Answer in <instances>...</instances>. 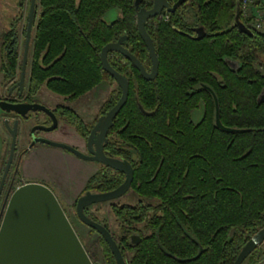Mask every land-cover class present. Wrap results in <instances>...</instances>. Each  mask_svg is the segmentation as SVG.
Masks as SVG:
<instances>
[{"label": "trees", "instance_id": "trees-1", "mask_svg": "<svg viewBox=\"0 0 264 264\" xmlns=\"http://www.w3.org/2000/svg\"><path fill=\"white\" fill-rule=\"evenodd\" d=\"M40 5L27 101L43 86L74 100L104 80L115 81L100 54L104 45L123 35H128L126 47L151 66L137 28L135 0H40ZM114 8L119 15L109 21L107 14ZM235 12L236 0H188L171 22L152 26L160 62L153 80L145 79L122 54H109L112 66L129 79L130 93L109 130L105 150L131 161V189L141 200L112 205L117 234L104 225L127 264H234L264 227V102H258L264 88V32H240ZM201 26L206 35L197 40L193 34ZM227 58L238 63L237 70ZM17 64V54L5 55L2 66L9 80ZM205 85L218 97L223 124L238 131L216 126L215 99ZM120 96L118 87L100 113ZM202 104L203 117L195 122L193 114ZM54 112L83 138L88 136L92 125L70 106L57 105ZM14 173L19 175L18 165ZM124 180L123 173L102 164L82 195L113 190ZM133 234L140 237L137 243L131 241ZM95 247L105 264H117L100 234ZM258 247L242 264H257Z\"/></svg>", "mask_w": 264, "mask_h": 264}, {"label": "water", "instance_id": "water-1", "mask_svg": "<svg viewBox=\"0 0 264 264\" xmlns=\"http://www.w3.org/2000/svg\"><path fill=\"white\" fill-rule=\"evenodd\" d=\"M187 0H178L173 7L168 0H154V7L150 10H142L138 15L139 33L145 42L152 62V69L149 71L137 56L122 45L124 38L117 42H109L101 50V63L104 70L118 83L121 88V96L117 103L104 115L92 128L87 137L88 153L81 151L78 147L56 141L47 137L36 136V130L52 131L58 128L59 119L56 113L46 105L38 102H12L0 98V107L6 113L15 114L13 124L9 118H5L4 124L11 134V145L8 160L6 162L2 178L0 180V201L7 182V178L13 165L17 136L21 118L28 117L30 112L41 111L52 119V125H37L31 130L33 140L29 148L37 143H44L54 147L64 148L76 156L85 159L98 161L125 175L124 182L117 188L106 192L88 191L81 195L76 202V213L79 219L95 229L108 243L115 256L117 264H127L121 248L115 240L112 232L103 224L86 213L89 205L117 199L126 194L132 187L134 180V168L129 160L120 159L107 154L105 143L108 140L110 128L114 120L128 101L130 93L129 79L115 69L110 60L109 53L116 51L128 59L147 80H153L159 73V58L152 37L146 29V22L149 18L156 17L163 9L168 12L174 11ZM141 0H135L138 7ZM35 12V0H32L30 10V23L26 42V51L22 65L20 80L11 88L10 92L19 87V95L22 96L26 82V68L28 61V47L30 42V30ZM234 24L240 32L253 36L254 31L249 28L241 19V0H236V12ZM197 40L203 39L206 35L204 27L196 28ZM230 60L228 63L230 64ZM205 87L211 91L216 104V126L227 132L238 131L237 128L225 126L221 120L220 105L215 91L208 85ZM258 102H264V89L258 97ZM143 109V107L141 106ZM144 110V109H143ZM135 159V157L133 158ZM234 230H232L231 236ZM138 238L137 240H135ZM140 239L139 235L133 234L132 240L135 243ZM264 242V227L260 229L243 247L234 264H242L244 260ZM204 251L200 248L198 256ZM197 256V257H198ZM183 261V259H179ZM0 264H94L86 247L75 230L64 207L59 201L55 192L46 184L37 181H28L12 190L10 185L0 209Z\"/></svg>", "mask_w": 264, "mask_h": 264}, {"label": "rangeland", "instance_id": "rangeland-1", "mask_svg": "<svg viewBox=\"0 0 264 264\" xmlns=\"http://www.w3.org/2000/svg\"><path fill=\"white\" fill-rule=\"evenodd\" d=\"M0 4H1V2H0ZM3 6L4 5H0V12L3 9ZM118 15H119V10L114 8L108 12L107 19L109 21H112V20L116 19L118 17ZM1 28H2V23L0 22V31H2ZM2 41L3 40L0 38V47H1ZM23 42H24V40L22 39L21 40L20 56L23 55ZM31 52H32V50H31ZM31 52L29 53V60L27 62L28 66H27V70H26L25 89H26V86H27L28 80H29V71H30V66H31ZM20 59H21V57H20ZM226 61L228 63V58L226 59ZM232 62L233 61H231L230 63H232ZM2 63H3V56H2L1 50H0V97L7 95L8 87L11 85L10 80H9L10 78L7 77V73L4 71ZM235 63H236V65L234 67H231V65L229 63L228 64L230 65V67L232 69L237 70L238 69V63L237 62H235ZM260 69L262 70L261 66H260ZM118 87H119V85L116 81H113L111 79H107V80H104L100 85L95 87L93 90L87 92L85 95H83L79 98H76L74 100H68L66 97L55 94L52 91H50L47 87L43 86L41 88V90H39V92H37L35 97L37 98L38 102H42L44 105L48 106L51 109H53L54 107H56L57 105H60V104L70 106L72 109H74V111L77 114H79L82 117V119L86 123H89L92 125V123H94L97 115L101 112L102 106L106 102V100L108 99L110 93L112 91L116 90ZM203 114H204V105L202 104L201 107L199 109L195 110V112L193 114V118H194L195 122H199L201 120V118L203 117ZM14 115L15 114H13V113H6L0 107V127L1 128L6 127L4 124L5 118H9L10 124H13V122L15 120L14 118H16ZM35 115L36 114H33L32 118L28 121H20L18 136H17V143H16V153H15L13 165L11 167V170H10L8 178H7L6 185H5L3 193H2V198L0 201V209H1L3 200L5 198V195L9 189L10 185H12V190H14L19 185H21L27 181H34L36 179H38L36 181H43L44 184L49 185V187H51V189H53V191L57 195V197H58L59 201L61 202L62 206L64 207L69 219L71 220L75 230L77 231L80 239L82 240L86 249L89 251L88 253H91L92 256L95 257V259L93 261L94 264H105L102 257H101V253L99 251H97L98 253H96L97 249L95 247V241L98 240L99 233H97V232L93 233L91 231V227H89L88 225H86L85 223H83L79 219V217L77 216L76 210H75V203H76L79 195L85 191L86 184H87L88 180L91 178V176H89V179L86 181L85 186L83 185V187H81V189H80L79 187L81 186L80 184H81V181L83 180L82 176L80 177V175H78L79 173H77L79 171L78 168H80V165L78 164L79 166L78 165L75 166L74 169L77 171L76 173H75V171H72L70 169L71 166L69 164V161L64 162V165H62V164L55 165L56 162H54V161H55L56 157L53 154H56V153H53V152H56V151H51V149H49V148H57V149H61V150L63 149V150H65V152H67L68 155L74 156V157L78 158L79 160L84 161L85 162L84 164H87V166L89 165L88 167H90V166L95 167V169H96L95 171H98L99 169H101L102 163L82 159V158L76 156L75 154H73L72 152H70L64 148H60V147L58 148V147H54V146L44 144V143L36 144L31 148L28 147L27 153L22 155L23 150L28 146V144L30 142L29 141V135H28V132L30 131V129L34 128L38 124L45 122V119H46V121L48 120L47 115H45L44 112L39 113L38 116L36 115L37 117ZM63 123H65V122H63ZM68 126L75 129V127H73V126H70V125H68ZM61 130L63 131V129H61ZM7 132H8V134L6 136V143H5L4 149L2 150V152L0 154V180L2 178L4 168H5L6 162L8 160L9 153H10L11 134L8 130H7ZM52 134L53 133H51V132L49 133V135L51 136L50 138L53 140H56L54 138V136H52ZM56 141H59V140H56ZM61 142H65V143L76 146L75 144H72L68 141H61ZM42 148H45V149H42ZM44 150H47V151L44 152ZM81 151H83V150H81ZM37 158L41 159V161L44 160V162L47 164L48 167L43 166V164L40 165V163H39L33 169L34 166L31 167V165H30L29 168H31L32 170L29 168L28 169L31 170L32 173L31 174L27 173L24 165L30 161L26 162V160L27 159L37 160ZM18 162H20V163L18 164ZM16 165H18V167H19V175L15 176L14 172H15V166ZM49 166L50 167L53 166L52 168L55 171L54 173L53 172L50 173L48 171ZM72 174H74V177L76 176V178L74 180H72L74 177H71L72 181L69 185V181H67V179H69L68 176L69 175L72 176ZM58 178L60 180L61 185L67 186V187H65V188H67L66 191L59 189L60 186L57 185L56 181H55ZM77 188H79V189L76 190ZM78 192H80V193L78 194ZM140 200H141L140 197L132 189H130L126 194H124L123 196H121L117 199L89 205L85 211H86L87 215L90 216L92 219L94 217L96 219V221H98L100 223H103V224L107 223L110 227V230L113 233L117 234L119 232V226H118V222L116 220V216L112 210V205H115V204L135 205V204L139 203ZM138 228L143 229V224H138ZM256 257H257V264H264V242L261 245H259ZM244 264H249V261L247 260Z\"/></svg>", "mask_w": 264, "mask_h": 264}, {"label": "flooded vegetation", "instance_id": "flooded-vegetation-1", "mask_svg": "<svg viewBox=\"0 0 264 264\" xmlns=\"http://www.w3.org/2000/svg\"><path fill=\"white\" fill-rule=\"evenodd\" d=\"M168 1L170 2V6L173 7L174 4L178 0H168ZM0 2H1L0 5H4L2 11L0 12V18H1L0 22L2 23V28H1L2 31H0V38L3 40L2 43H1L0 50H1V54L3 56V60L5 59V55L6 54H11V55L12 54H17L18 55V64H17L16 75H15V77L12 80H10V84L11 85L8 87L7 95L2 96L0 98L7 99V100L12 101V102H17V101L32 102V103L33 102H38L37 98L35 97V95L33 96L31 101L30 100L27 101L25 99V97L27 95V91H28L27 86H26V89L24 88V92H23L22 96L19 95V92H20L19 87L14 88L10 92L11 88L20 80V76H21L22 65H23V60H24V54H25V51H26L27 35L29 33L28 26H29V23H30V19L29 18H30V10H31L32 0H0ZM185 3H183V4H185ZM182 5L176 6L175 10L171 11V12H168L166 9H163V11L159 15H157L156 17L149 18L147 20V22H146V29H147L149 35L151 36V34L149 32L151 27L152 26H155V27L158 26V22L159 21L164 20L165 22H171L172 21V14H177L179 12V8ZM153 7H154V0H141V2H140L138 7L135 4L136 18H137V22H136L137 23V28H138V15H139V12H141L142 10H150ZM40 15H41L40 0H35V12H34V17H33V21H32L31 30H30V42H29V47H28V60H29V53L31 52V50H32V52H31V60H32V54H33V50H34L33 43H34V38H35L37 27H38V22H39ZM138 31H139V28H138ZM197 34L198 33H197L196 29H195V33L193 34V36L195 37V36H197ZM122 37L124 38V40L122 42V45L124 47H126L125 43L128 40V35H123V36H121V38ZM22 39L24 40V42H23V55L20 56L21 40ZM117 41H115V42H117ZM154 45H155V43H154ZM146 48H147V46H146ZM155 48H156V46H155ZM147 51L149 53L148 48H147ZM112 52L113 53H118L116 51H112ZM112 52H110V53H112ZM20 57H21V59H20ZM230 65H231V67H234L236 65V63L233 61L232 63H230ZM27 66H28V63H27ZM146 69L149 70V71L152 69V62H151V66L146 67ZM26 70H27V68H26ZM38 103H42V102H38ZM62 105H64V104H62ZM55 108L56 107H54L52 110L54 111ZM39 113H41V111L40 112L39 111L30 112L28 117L21 118V121H28V120H30L32 118L33 114H36L38 116ZM104 114L105 113H99L97 115V117L95 118L94 123H92V127H91L88 135L90 134V132H91L92 128L94 127V125L98 122V119ZM60 122H62V121H59V123ZM38 125L50 126V125H52V119H51V121H50V119H48L47 121L45 119V122H43L41 124H38ZM31 130L32 129H30V131L28 132L29 141L30 142H29L28 146L23 150V152L28 149L30 143L33 140V136L31 134ZM57 130H58V128L55 129V130H52V131L36 130L35 135L36 136H40V137L50 138L51 136L49 135V133L50 132L53 133V132H55ZM87 137L86 138L82 137L83 140H84V146H76V147H78L79 149L83 150L86 153H88ZM37 144H39V143H37ZM96 162H98V161H96ZM81 195H82V193L79 195V197ZM137 239L138 238H136L135 240H137ZM131 241L134 242V240H132V237H131Z\"/></svg>", "mask_w": 264, "mask_h": 264}, {"label": "crops", "instance_id": "crops-1", "mask_svg": "<svg viewBox=\"0 0 264 264\" xmlns=\"http://www.w3.org/2000/svg\"><path fill=\"white\" fill-rule=\"evenodd\" d=\"M61 129H63V131ZM7 134H8L7 128L6 127H4V128L3 127L2 128L0 127V154H1L2 150L4 149V146H5V143H6V136H7ZM52 136H54V138L56 140H59V141H68V142H70L72 144H75L76 146H84V140L77 133V131L75 129L69 127L67 124H65L63 122H60L59 123L58 130L55 131V132H53ZM42 149H45V148H42ZM49 149H51V151H56V152H53V153H56V154H53L56 157L55 158V161H54V162H56L55 165H59V164L64 165V162L69 161V164L72 167V168L70 167V169L72 171H75V173L77 172L74 169L75 166L78 165V164L80 165V168H78L79 171L77 172V173H79L78 175H80V177L82 176V178H83V180L81 181V184H80L81 186L79 187L80 189H81V187H83V185L85 186V183L89 179V176H92L96 172L95 171L96 170L95 167H91V166L88 167L89 165L87 166V164H84L85 163L84 161H81V160H79L78 158H76L74 156L68 155L67 152H65V150H63V149L62 150L61 149H57V148H49ZM46 151L47 150H44V152H46ZM27 161H30V162H27ZM26 162H27V164H25L24 166L26 168V172L29 173V174L32 173V171H31L32 169L29 168L30 165H31V167L34 166L33 169L39 163H40V165L43 164V166H47V164L44 162V160L41 161V159H38V158H37V160H35V159H33V160L27 159ZM52 167L53 166H51V167L49 166V170L48 171L50 173H52V172L54 173L55 172ZM28 168L31 169V170H29ZM74 174H72V176H70V175L68 176L69 179H67V181H69V185H70L71 181L76 178V176L74 177ZM71 177H74V178L71 180ZM36 180H38V179H36ZM36 180H34V181H36ZM55 181H56V184L60 186L59 189H62V190H65V191L67 190V188H65L67 186H64V185H61L60 184L59 178L56 179ZM37 182H43V181H37ZM79 188H77L76 190H78ZM79 193L80 192H78V194Z\"/></svg>", "mask_w": 264, "mask_h": 264}, {"label": "built area", "instance_id": "built-area-1", "mask_svg": "<svg viewBox=\"0 0 264 264\" xmlns=\"http://www.w3.org/2000/svg\"><path fill=\"white\" fill-rule=\"evenodd\" d=\"M241 18L252 30L264 32V0H241Z\"/></svg>", "mask_w": 264, "mask_h": 264}]
</instances>
